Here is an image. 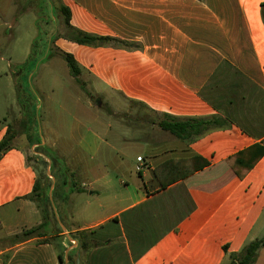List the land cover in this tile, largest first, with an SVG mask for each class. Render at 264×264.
I'll return each mask as SVG.
<instances>
[{
  "label": "crops",
  "instance_id": "0c3cea01",
  "mask_svg": "<svg viewBox=\"0 0 264 264\" xmlns=\"http://www.w3.org/2000/svg\"><path fill=\"white\" fill-rule=\"evenodd\" d=\"M56 1L60 17L62 7L70 10L73 29L133 45L55 42L75 57L97 92L106 87L109 99L119 95L152 117L135 129L147 151L137 156L136 167H143L130 180L113 144L93 133L88 158L71 138L85 157L72 158V176L59 172L67 264H232V255L261 239L264 229V154L255 160L260 149L251 150L264 149V0ZM166 115L216 118L218 126L180 139L161 130ZM103 122L110 132L112 124ZM8 134L9 127L0 128V143ZM21 144L0 151V264H60L56 236L1 247L42 223L28 198L37 171ZM195 157L209 165L161 184L158 168L191 165Z\"/></svg>",
  "mask_w": 264,
  "mask_h": 264
},
{
  "label": "rangeland",
  "instance_id": "374dc122",
  "mask_svg": "<svg viewBox=\"0 0 264 264\" xmlns=\"http://www.w3.org/2000/svg\"><path fill=\"white\" fill-rule=\"evenodd\" d=\"M56 2L15 0L3 6L0 0V128L9 127L10 144L22 143L40 180L49 177V195L54 183L51 209L54 228L59 230V194L65 190L59 186V172L72 176V158L85 157L71 138L82 143L88 158L92 151L87 149L96 142L93 133L113 144L123 163L124 178L130 180L137 175V156L147 151L139 145L135 129L149 125L152 117L119 95L115 101L109 99L106 87L101 89L106 93L97 92L85 74L80 76L82 85L76 82L51 41L55 34H68ZM119 108L122 112L114 114ZM86 114L99 116L100 121L94 123ZM103 120L112 124L110 132ZM68 181L72 183L73 178ZM72 193L71 188L68 194ZM260 238L264 239V229ZM10 244L3 241L1 247ZM258 255L264 257L263 247Z\"/></svg>",
  "mask_w": 264,
  "mask_h": 264
},
{
  "label": "trees",
  "instance_id": "16d2710c",
  "mask_svg": "<svg viewBox=\"0 0 264 264\" xmlns=\"http://www.w3.org/2000/svg\"><path fill=\"white\" fill-rule=\"evenodd\" d=\"M60 10L62 16L64 17V25L68 31V34H55L51 40L53 43H55L59 38H64L70 42L89 47H133L132 44L122 41L118 38L109 36H99L91 33H86L77 29H73L70 26V10L66 7H62ZM262 16L264 20V4H262ZM61 54L67 66L69 67L70 73L73 78L76 80L77 83L82 85L80 80L82 70L75 57L72 54L64 52ZM216 121V118L183 120L166 115L165 120H163L159 124V126L161 130L169 132L177 138L184 139L193 134L194 136H201L205 132L217 128L218 123ZM9 142L10 141L8 137L4 141H2L0 143V151L7 148L10 145ZM256 149H260L255 157V160H258L264 154V149L260 147H255L251 150L256 151ZM242 154L244 153H241L240 155ZM190 163L191 165L183 164L182 166L181 164H179V166H170L169 164H165L163 165V167L158 168L155 173L157 178L160 180L161 184L166 187L170 184H173L174 182H177L193 174L194 172L203 170L209 165V163L201 157L193 158ZM35 170L37 171L36 167ZM164 175L168 176L166 177V180H163ZM240 176L242 177L243 175ZM49 181L50 179L47 175H45V180L43 182L37 176V181L35 183L33 192L28 196V198L31 199L37 205L38 209L41 212V225L36 228L23 231L21 234L9 237L7 242L11 243L12 245L21 244L34 238H42L39 240V242H48L51 240L48 238L49 236H56L57 240L59 241V245H57L59 262L60 264H65L66 248L62 245L64 237H62L61 235L63 233V230H56L53 225L54 213L51 209L52 206L49 195ZM1 229L2 223L0 220V230ZM70 245H72V243H70ZM81 247L84 249L88 247L86 241L81 244ZM262 247H264V239H256L254 241L249 242L245 247H243V249L238 254L232 255V264H255L257 261L258 252Z\"/></svg>",
  "mask_w": 264,
  "mask_h": 264
},
{
  "label": "water",
  "instance_id": "95a60500",
  "mask_svg": "<svg viewBox=\"0 0 264 264\" xmlns=\"http://www.w3.org/2000/svg\"><path fill=\"white\" fill-rule=\"evenodd\" d=\"M53 181H55V180H53ZM53 187H54V183L51 185V189H50V199H51V201H52L51 195H52ZM60 225H61L62 229H63L64 231H66V228H65V226L61 223V221H60ZM68 239H69L70 241L75 242V240H73L70 236H68ZM68 254H69V249L65 252V264H67V262H68Z\"/></svg>",
  "mask_w": 264,
  "mask_h": 264
},
{
  "label": "built area",
  "instance_id": "2783aa9c",
  "mask_svg": "<svg viewBox=\"0 0 264 264\" xmlns=\"http://www.w3.org/2000/svg\"><path fill=\"white\" fill-rule=\"evenodd\" d=\"M142 167H143V165H142V164H141V165H139V166L137 167V170H138V171H141Z\"/></svg>",
  "mask_w": 264,
  "mask_h": 264
},
{
  "label": "bare ground",
  "instance_id": "6f19581e",
  "mask_svg": "<svg viewBox=\"0 0 264 264\" xmlns=\"http://www.w3.org/2000/svg\"><path fill=\"white\" fill-rule=\"evenodd\" d=\"M60 169V168H59Z\"/></svg>",
  "mask_w": 264,
  "mask_h": 264
}]
</instances>
